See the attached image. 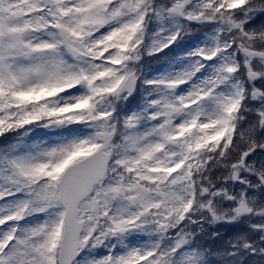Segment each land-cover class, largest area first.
Listing matches in <instances>:
<instances>
[{"label": "snow or ice", "instance_id": "obj_1", "mask_svg": "<svg viewBox=\"0 0 264 264\" xmlns=\"http://www.w3.org/2000/svg\"><path fill=\"white\" fill-rule=\"evenodd\" d=\"M0 264H264V0H0Z\"/></svg>", "mask_w": 264, "mask_h": 264}, {"label": "flooded vegetation", "instance_id": "obj_2", "mask_svg": "<svg viewBox=\"0 0 264 264\" xmlns=\"http://www.w3.org/2000/svg\"><path fill=\"white\" fill-rule=\"evenodd\" d=\"M223 225L224 226L222 228H220L219 225H211V226L208 225L209 226L208 227V233H210L212 230H215L218 233H223L224 234V235H222V238L223 239H225V238H227V239L232 238V240H234L235 239V236L237 237L238 235L244 234L245 227H246L247 223L246 222H243V223H237V224H223ZM213 243L215 244V239H214V242Z\"/></svg>", "mask_w": 264, "mask_h": 264}, {"label": "rangeland", "instance_id": "obj_3", "mask_svg": "<svg viewBox=\"0 0 264 264\" xmlns=\"http://www.w3.org/2000/svg\"><path fill=\"white\" fill-rule=\"evenodd\" d=\"M152 61V60H151ZM151 61H149V63L151 62ZM163 58H161L159 61H157L156 63H154L153 65H152V67H151V69L150 70H156L157 68H160V66L163 64ZM247 223V225H246V227H245V231L247 230V227H248V222H246ZM224 225H219V227L220 228H222ZM208 225H205V229H206V233H208ZM220 230V229H219ZM222 235H224L223 233H219V237L218 238H215V244L213 243L214 242V239L210 236V235H204L203 237H202V239L199 241V243L201 244V242L204 240L205 241V239H207L206 241V245H207V248H212V249H222L223 247H225L227 244H228V242H229V240L231 239L232 240V238H230V239H227V238H225V239H223L222 238ZM208 236V237H207ZM235 238H236V236H235Z\"/></svg>", "mask_w": 264, "mask_h": 264}, {"label": "trees", "instance_id": "obj_4", "mask_svg": "<svg viewBox=\"0 0 264 264\" xmlns=\"http://www.w3.org/2000/svg\"><path fill=\"white\" fill-rule=\"evenodd\" d=\"M150 69H151V67H150Z\"/></svg>", "mask_w": 264, "mask_h": 264}]
</instances>
